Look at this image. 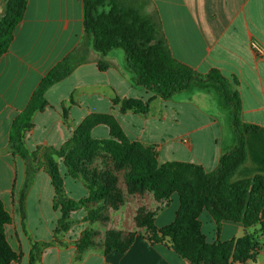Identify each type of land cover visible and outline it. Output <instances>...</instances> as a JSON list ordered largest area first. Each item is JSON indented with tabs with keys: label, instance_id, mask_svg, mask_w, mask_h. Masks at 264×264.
I'll use <instances>...</instances> for the list:
<instances>
[{
	"label": "crops",
	"instance_id": "0c3cea01",
	"mask_svg": "<svg viewBox=\"0 0 264 264\" xmlns=\"http://www.w3.org/2000/svg\"><path fill=\"white\" fill-rule=\"evenodd\" d=\"M134 1L133 8L144 14L149 5L161 30L158 37L165 39L176 60L202 76L219 71L239 93L241 119L252 128L246 134L247 159L233 181L264 176V0ZM84 41L92 43L86 51L89 61L48 89L45 109L34 115L25 133L27 149L39 155L30 164L34 166L30 173L28 163L10 151L12 124L43 78L78 48L87 47ZM100 59L108 62L107 70L99 69ZM87 120L92 122L89 133L94 140L121 136L155 149L160 165L188 163L205 174L214 172L222 156L237 145L234 110L219 84L196 82L163 100L138 84L122 48L109 51L105 58L95 51L85 33L83 0H28L9 51L0 59V199L12 219L6 234L18 255L17 264H30L39 248V264H191L167 241H153L150 234L136 235L121 249L92 247L78 254L73 234L87 229L82 210L71 214L72 228L57 240L62 215L41 153L66 147ZM114 127L119 128L118 136ZM60 168L67 198L77 203L87 198L89 190L81 178ZM179 209L175 193L166 206L155 207L156 227L173 224ZM200 220L210 245L246 236L254 245V257L238 261L232 256L225 264H264V209L258 224L246 228L224 222L220 234L207 210ZM122 224L131 223L125 217Z\"/></svg>",
	"mask_w": 264,
	"mask_h": 264
},
{
	"label": "trees",
	"instance_id": "16d2710c",
	"mask_svg": "<svg viewBox=\"0 0 264 264\" xmlns=\"http://www.w3.org/2000/svg\"><path fill=\"white\" fill-rule=\"evenodd\" d=\"M122 1L83 0L85 33L92 38L93 48L102 58L109 51L122 48L126 52L129 67L138 77V84L153 91L163 100H169L175 94L186 91L196 82L219 84L224 90L226 104L234 110L233 125L237 145L222 156L219 166L212 173L205 174L200 167L182 162L160 165L157 153L153 154L152 148L147 147L144 150L150 157L156 156V161L149 170L140 169L133 174L129 179L131 185L134 188L150 190L157 199L166 200L167 204L175 193L180 198V209L173 224L158 229L154 216L153 221H147V230L151 231L156 242L167 241L182 259L191 264L205 262L211 257L214 262L212 264H217L218 261L225 264L232 256L238 261L254 257L252 252L255 247L248 236L237 242L222 243L217 240L213 245L208 244L200 220L202 212L207 210L216 222L220 234L224 222L240 223L246 228L258 224L264 209V176L233 181L234 175L247 159L246 134L252 128L241 119L242 103L239 93L219 71L202 76L194 68L176 60L165 39L158 37L155 21L136 8L121 5ZM17 6L21 12L14 14L15 7H11L8 18L2 20L0 25V33H3L0 35V59L9 51L16 27L23 19L27 0L20 1ZM3 39H7V43ZM72 55L67 56L43 78L29 105L12 125L11 150L20 153L24 158L28 155L22 142L24 132L31 127L34 115L45 109V94L48 89L67 78L76 68L70 67ZM98 67L105 71L109 64L102 59ZM134 105L141 106L140 103ZM91 124V120L84 122L70 143L82 145L84 142H101L91 139ZM118 131L119 128L114 127L116 136ZM103 142L115 144L114 141ZM136 146L127 147L134 149ZM48 174L56 192V208H60L62 214L60 224H63L68 219L70 209L78 204L73 200L66 201L64 180L54 164L48 165ZM31 181L28 180V183ZM88 190L89 197L83 203L95 202L108 195L106 188H96V185L88 186ZM10 222V216L0 202V264H11L17 258L5 236V226ZM89 236L88 232L84 234L87 239L80 243V251L91 245ZM108 247L112 250L121 249L122 246L111 243ZM34 262L35 259L32 258L31 263Z\"/></svg>",
	"mask_w": 264,
	"mask_h": 264
},
{
	"label": "rangeland",
	"instance_id": "374dc122",
	"mask_svg": "<svg viewBox=\"0 0 264 264\" xmlns=\"http://www.w3.org/2000/svg\"><path fill=\"white\" fill-rule=\"evenodd\" d=\"M20 1L22 2L25 0H0V25L2 20L8 18L11 7H15L14 14L21 12L20 8L17 6ZM135 3L136 2L134 0H123L121 5L134 7L133 5ZM146 4H148V1H146ZM146 9V14L143 12L142 13L148 17H151L155 21L157 30L160 32L161 30L157 24V21L152 17L153 15L150 12L151 10L149 5L146 7ZM0 35H3V33H0ZM3 41L4 43H7V39H3ZM83 45L87 47H81L80 49L78 48L77 52L71 56L70 67L74 68L81 63L89 61L90 52L86 51L88 50V45H92V43L91 41H84ZM27 131L28 129L24 132L22 141L23 146L25 147L28 154H26V158L21 156L20 153L11 150L10 141L9 147L10 151L14 155H18L28 163V170L31 173L34 171V166L31 167L30 164L33 160L39 159V155H32L27 149L25 143V133ZM106 141H114L115 144H108L104 143L103 141L97 143L91 142L90 144L84 142L82 145L69 143L66 147L60 150H46L42 151L41 153V157L45 161L47 173L48 165L54 164L55 169L59 171L60 175V167H62V169L65 167V171H67L66 174L68 176H77L81 178L87 188L90 185H96V188L104 187L108 190V195L101 200L83 203L88 199L89 196L81 200L77 203V207L70 209L68 213V219L65 220L63 224H60V221L58 223L56 234L58 238L57 240H60L61 236H63L65 233H68L74 224V221L71 219V214L77 210L86 212L84 214L85 216L83 222L87 224V229L84 230L80 235L79 232L76 233L77 235L73 234V236L77 239L76 247L78 254L84 253L87 249L92 247H108L111 243H114L117 246H123L139 234L148 236L150 234V238L155 241L151 231L149 229L147 230V221L154 219L155 207L159 209L167 205L166 200L157 199L154 193L150 190L134 188L129 182L131 176L135 173H138L140 169L149 170L154 165L156 156L150 157L144 151L147 147L140 143L129 142L126 138L121 136H119L117 139ZM130 145L137 146L134 149H130L127 147ZM152 153L156 155L155 149H152ZM59 160H62V165L59 163ZM62 179L64 180L63 177ZM64 192L66 201H69L65 189ZM0 202L3 204L5 212L10 216L6 209L5 202H3L1 199ZM125 217L128 218L131 224H122ZM8 225L5 226L6 240L11 250L17 257L16 260L11 262V264H17L19 263L18 255L12 248L6 234V227ZM86 232H88L90 235L88 239L91 245L80 251V243L87 239L86 237L84 238V234ZM39 252H41L40 248L36 256L33 255L30 257V264H32V258L35 259L33 264H39L41 261ZM211 259H207V261L201 262L199 264H212L213 261H211ZM217 264L221 263L218 261Z\"/></svg>",
	"mask_w": 264,
	"mask_h": 264
}]
</instances>
